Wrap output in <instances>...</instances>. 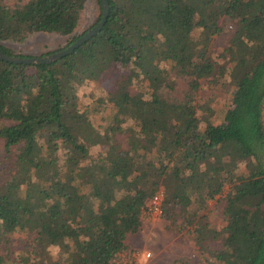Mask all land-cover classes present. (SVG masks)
I'll use <instances>...</instances> for the list:
<instances>
[{"label":"trees","instance_id":"1","mask_svg":"<svg viewBox=\"0 0 264 264\" xmlns=\"http://www.w3.org/2000/svg\"><path fill=\"white\" fill-rule=\"evenodd\" d=\"M95 1L94 20L77 31L90 0H0V49L16 54L4 41L35 32L66 35V46L100 19ZM108 2L103 26L71 53L0 58V136L5 147L21 144L0 185V240L28 236L23 259L0 255V264H112L160 185L161 216L181 214L197 264H264V0ZM224 17L233 30L217 53ZM109 66L123 69L103 104L101 139L88 119L100 109L83 107L77 86ZM218 69L230 97L200 125L191 99ZM140 77L148 97L130 91ZM91 144L104 151L91 155ZM226 184L216 226L208 200Z\"/></svg>","mask_w":264,"mask_h":264},{"label":"rangeland","instance_id":"2","mask_svg":"<svg viewBox=\"0 0 264 264\" xmlns=\"http://www.w3.org/2000/svg\"><path fill=\"white\" fill-rule=\"evenodd\" d=\"M97 12L96 1L90 0L84 9L83 20L77 31H81L82 28L87 27L94 20ZM220 22L223 32H221L219 38L214 40L217 53L219 50L218 46L224 43L233 30V24L227 17L222 18ZM67 40L68 37L66 35L55 32H35L28 35L22 41L5 40L4 43L16 54L41 55L64 46ZM122 69L123 67L109 66L103 71L98 81L86 79L77 86V96L80 104L83 107L90 105L96 109H100L99 113L89 112L88 119L93 123V127L99 131V134L102 135L101 139L104 137V125L109 123L102 109L103 104L106 102L107 97L115 92V77L122 72ZM220 72L221 69H218L216 74L207 79H201V85L191 99L196 108L200 125L209 123V120H215L222 107L229 100L231 89L230 76L225 74L226 82L219 83L216 78L220 76ZM141 84V77L135 79L130 85L131 93L148 97L147 93L141 91ZM184 86L185 82L179 80L177 87L182 88ZM1 122L9 123L10 121L2 120ZM20 146L21 144H16L5 147L4 139L0 136V185L12 173L15 167V157ZM64 151L63 147H59L57 150L59 155H62ZM103 151V144L89 145L91 155ZM242 164H244V161H240V165ZM159 187L163 186L160 185ZM228 187L229 185L226 184L221 193L217 194L213 199L208 200L209 219L216 226L223 224L222 207L225 203L224 196ZM140 219L139 228L134 232H127L125 238L126 247L114 256L112 264H124V261H127L129 264H173L178 258H184L190 264H197L199 254L187 230L188 227H185L183 224L181 214H177L175 221L166 219L164 216L152 218L144 208ZM1 239L0 255L3 258H8L15 262L23 259L24 256H21L20 249L28 239V236L17 234V236L10 237V239L4 237ZM58 250V246H53L51 248L52 255H57ZM146 252L150 253L149 256L145 254Z\"/></svg>","mask_w":264,"mask_h":264},{"label":"water","instance_id":"3","mask_svg":"<svg viewBox=\"0 0 264 264\" xmlns=\"http://www.w3.org/2000/svg\"><path fill=\"white\" fill-rule=\"evenodd\" d=\"M101 4V17L100 19L89 27L84 33L80 34L75 40L66 46L42 55H16L9 54L0 49V58L13 62L37 63V62H50L57 58L63 57L74 51L82 42L90 38L96 31H98L107 19L109 2L108 0H100Z\"/></svg>","mask_w":264,"mask_h":264},{"label":"built area","instance_id":"4","mask_svg":"<svg viewBox=\"0 0 264 264\" xmlns=\"http://www.w3.org/2000/svg\"><path fill=\"white\" fill-rule=\"evenodd\" d=\"M163 188L159 187L155 190V192L147 198L145 203V209L147 214L152 218L160 217L163 213ZM119 253V252H118ZM147 256H149V252L145 253ZM114 259V258H113ZM112 259V260H113ZM124 264H129L127 261L123 262Z\"/></svg>","mask_w":264,"mask_h":264}]
</instances>
